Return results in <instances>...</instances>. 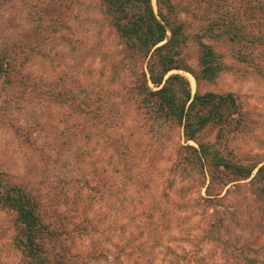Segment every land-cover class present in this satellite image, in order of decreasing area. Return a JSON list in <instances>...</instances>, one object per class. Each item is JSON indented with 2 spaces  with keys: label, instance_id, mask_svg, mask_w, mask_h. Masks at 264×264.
<instances>
[{
  "label": "rangeland",
  "instance_id": "374dc122",
  "mask_svg": "<svg viewBox=\"0 0 264 264\" xmlns=\"http://www.w3.org/2000/svg\"><path fill=\"white\" fill-rule=\"evenodd\" d=\"M72 1L76 18L58 30L62 0H0V55L11 51L26 59V81L7 86L0 79V170L40 199L46 221L88 223L87 231L75 233L80 264H264L261 206L242 183L216 210L199 208L202 185L172 170L174 147L183 144L177 130L126 112L125 128L107 131L53 100L58 87L85 93L105 84L107 101H121L108 66L119 42L98 0ZM217 45L230 57L227 46ZM186 58L195 70L196 49ZM173 73L189 81L193 95L191 74ZM201 91L237 96L248 128L232 147L264 162V76L231 68ZM114 108L121 117L123 109ZM81 126L91 132L89 140L79 134ZM218 216L222 228L212 232L208 223ZM0 264H20L5 212Z\"/></svg>",
  "mask_w": 264,
  "mask_h": 264
},
{
  "label": "trees",
  "instance_id": "16d2710c",
  "mask_svg": "<svg viewBox=\"0 0 264 264\" xmlns=\"http://www.w3.org/2000/svg\"><path fill=\"white\" fill-rule=\"evenodd\" d=\"M62 2L58 30L76 18L77 2ZM155 5L156 10L152 0H98L99 13L120 45L108 66L121 101L114 106L107 101L105 84L85 93L58 87L53 100L75 118L89 119L107 131L125 128L126 112L177 130L183 144L174 147L172 170L180 180L202 185L199 208L216 210L230 188L243 183L263 213L264 162L232 147L248 128L244 105L233 93L202 92L201 87L231 68L264 76V0H155ZM218 43L227 46L230 57L225 58ZM192 49L197 52L195 70L186 58ZM25 64L17 52L1 54L0 79L7 86L26 81ZM174 71L191 74L193 95L189 81L170 74ZM114 107L123 109L121 117ZM85 127L78 128L79 134L89 140ZM42 209L38 197L0 170V212L8 215L20 264H80L75 233L87 231L88 223H78L76 217L49 222ZM223 220L218 216L210 221L209 229L219 231Z\"/></svg>",
  "mask_w": 264,
  "mask_h": 264
}]
</instances>
